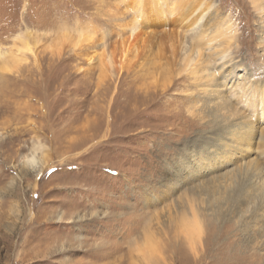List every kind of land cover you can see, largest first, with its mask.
Segmentation results:
<instances>
[{"label":"rangeland","instance_id":"1","mask_svg":"<svg viewBox=\"0 0 264 264\" xmlns=\"http://www.w3.org/2000/svg\"><path fill=\"white\" fill-rule=\"evenodd\" d=\"M131 1L0 0V264H264V23L209 0L237 69L184 74L182 5L128 41Z\"/></svg>","mask_w":264,"mask_h":264},{"label":"bare ground","instance_id":"2","mask_svg":"<svg viewBox=\"0 0 264 264\" xmlns=\"http://www.w3.org/2000/svg\"><path fill=\"white\" fill-rule=\"evenodd\" d=\"M142 0H132L130 11L132 13V20L129 22L128 25V41L130 39L136 38L137 35H147L150 37L152 35L150 28H149V20H148V12L144 4L142 5ZM145 1V0H144ZM162 0H148V4L152 5L153 9L158 8L159 11L155 12L156 16H159L165 13L164 10L167 6V1L161 2ZM184 2V5H183ZM254 10L256 11L259 19L264 23V0H251L250 1ZM187 3V4H186ZM177 5H182L184 8L182 10V14L178 15L174 13L176 10H171L167 12L170 16H178L180 18L179 27H184V34L181 39L180 43V54H181V61L180 66L182 67V73L184 74H193L196 72V69L200 64L205 56L210 57L213 55V51L215 50V45L217 43L225 44V49L220 52V56L218 57V63L220 72L223 71L226 67L229 69V74L232 75L237 67H233L230 65L233 61V58L230 54V48L232 41L235 40V28L234 25L230 22H222L219 24H214L215 27H203L206 23L209 14L213 8L212 1L209 0H176ZM250 4V3H249ZM174 5V4H173ZM241 6V5H240ZM171 7V6H170ZM169 7V8H170ZM175 5L173 6V8ZM177 7V6H176ZM181 7V8H182ZM151 9V11H153ZM168 8V9H169ZM179 8V7H178ZM177 8V9H178ZM174 12V13H173ZM134 14V17H133ZM176 16V17H177ZM178 27V28H179ZM209 31V32H208ZM90 39H87L88 42ZM241 40V39H240ZM264 40V36H260V41ZM84 42L83 40H79L78 43ZM241 43V42H240ZM105 44H100V54L104 52ZM217 48V47H216ZM30 48L27 43L23 45V48L17 49L12 55L9 56V60L12 62L13 66H17L21 62L24 61L25 53L29 52ZM128 52V51H127ZM179 54V55H180ZM218 56V55H217ZM105 63L101 60V68L102 71L108 74H111L112 71H115L114 63L111 57L107 55L105 57ZM9 64L5 65L3 69L8 70ZM181 73V72H180ZM157 82V81H156ZM255 94L260 96V101L262 102V97L264 96V88L261 86L254 90ZM264 106L263 104H261ZM260 107V106H259ZM191 113L190 110H188ZM247 138V137H246ZM42 147L38 146L34 148L32 151V155L29 157H25L24 161L22 162L23 166L26 168H42V166H47L44 161V157L42 156L40 159L36 157V152L41 151ZM39 170V169H38Z\"/></svg>","mask_w":264,"mask_h":264}]
</instances>
